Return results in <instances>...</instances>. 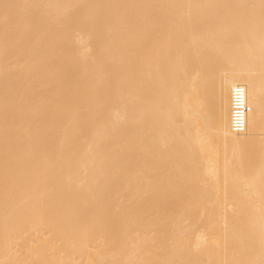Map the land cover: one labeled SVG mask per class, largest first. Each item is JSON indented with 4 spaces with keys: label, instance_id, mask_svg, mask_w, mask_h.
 I'll return each mask as SVG.
<instances>
[{
    "label": "bare ground",
    "instance_id": "6f19581e",
    "mask_svg": "<svg viewBox=\"0 0 264 264\" xmlns=\"http://www.w3.org/2000/svg\"><path fill=\"white\" fill-rule=\"evenodd\" d=\"M0 264H264V0H0Z\"/></svg>",
    "mask_w": 264,
    "mask_h": 264
},
{
    "label": "built area",
    "instance_id": "2783aa9c",
    "mask_svg": "<svg viewBox=\"0 0 264 264\" xmlns=\"http://www.w3.org/2000/svg\"><path fill=\"white\" fill-rule=\"evenodd\" d=\"M249 112L246 90L242 86H237L231 97V128L235 133L241 134L246 131Z\"/></svg>",
    "mask_w": 264,
    "mask_h": 264
}]
</instances>
